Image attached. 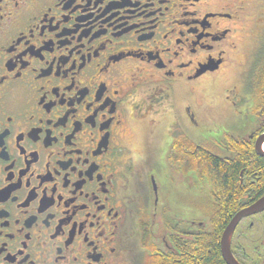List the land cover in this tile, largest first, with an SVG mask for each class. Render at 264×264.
<instances>
[{
	"label": "flooded vegetation",
	"instance_id": "1",
	"mask_svg": "<svg viewBox=\"0 0 264 264\" xmlns=\"http://www.w3.org/2000/svg\"><path fill=\"white\" fill-rule=\"evenodd\" d=\"M254 1L0 0V264H226L207 209L209 226L167 202L226 203L231 219L264 198ZM210 158L237 170L223 188ZM159 164L189 189L193 172L195 199L172 184L159 207ZM230 253L264 264V209Z\"/></svg>",
	"mask_w": 264,
	"mask_h": 264
},
{
	"label": "rangeland",
	"instance_id": "2",
	"mask_svg": "<svg viewBox=\"0 0 264 264\" xmlns=\"http://www.w3.org/2000/svg\"><path fill=\"white\" fill-rule=\"evenodd\" d=\"M260 2H261L260 0H255L254 4H259ZM262 8L264 9V7H261L259 9L256 8L255 14L257 15L259 10H261ZM222 82H223V86L226 87L228 85L226 81H222ZM200 99L203 103H208L209 97L203 94L201 98H199V102H200ZM180 127H181V130L185 131V133L189 135V137L191 138L195 137V139H197L198 137L197 129L195 128L193 132L190 131L188 127L186 126V120L182 119L180 121ZM167 146L168 144L166 143L165 148ZM160 156L161 155H159V157ZM172 172L173 171L171 167L169 165H164V164L158 166L157 169L152 170L150 172V176L153 178L154 185L157 189L156 203L158 204L159 207L163 205L164 203V199H163L164 191L166 192L169 189H173L174 188L173 185H176L179 188L185 189L184 194H187L190 196V198L195 199V194L197 193V190L195 188V182L200 183L201 181L199 179L197 180L195 179V174H193V172L187 171L185 174V177L190 181L189 183H191L190 184L191 187L189 189L187 188V185H186L187 182H185L184 179L178 180L177 182H171L170 181L171 176L169 174ZM203 184L206 185V183H203ZM167 205L174 216H177L178 218L184 219V220H191L192 218H195V221H200L204 223L206 226H209L206 217L204 216V214H202V211H201V210L207 209V206H205L206 203L203 200L195 201V209L192 207L190 203H188V201L180 202V201H177L176 199L171 200L169 203L167 202ZM154 227L156 229V233L159 234L158 233L159 232V217L158 216L156 217L154 221Z\"/></svg>",
	"mask_w": 264,
	"mask_h": 264
},
{
	"label": "trees",
	"instance_id": "3",
	"mask_svg": "<svg viewBox=\"0 0 264 264\" xmlns=\"http://www.w3.org/2000/svg\"><path fill=\"white\" fill-rule=\"evenodd\" d=\"M210 162L209 166L210 169L203 170V174L207 177L209 174H213L218 179V184H221V187L224 186L222 183L224 182V178H228V181H233L236 177L237 170H234L232 167H225L222 163V161H219L215 158H210L206 160L205 162ZM203 161H196V163H201ZM196 171V170H195ZM200 173V172H199ZM201 174V173H200ZM207 206V212L206 216L209 219V224L212 226L211 228L214 229L213 236L215 239H210L211 244L214 246H211L212 252H218V244L220 241V236L225 228V226L228 224L230 217L226 218L224 217V214L222 213L224 210V207L226 206V203H217L215 206L211 205L210 208L208 207V203H206ZM206 210V209H205Z\"/></svg>",
	"mask_w": 264,
	"mask_h": 264
},
{
	"label": "water",
	"instance_id": "4",
	"mask_svg": "<svg viewBox=\"0 0 264 264\" xmlns=\"http://www.w3.org/2000/svg\"><path fill=\"white\" fill-rule=\"evenodd\" d=\"M263 209H264V198L259 200L257 203H255L249 209L237 212L230 219L228 224L225 226V228H224V230L220 236L219 248H220L222 259L224 260V262L226 264H238L230 253L231 237H232V234H233L236 226L239 224V222L243 218L250 216L256 212H259Z\"/></svg>",
	"mask_w": 264,
	"mask_h": 264
}]
</instances>
